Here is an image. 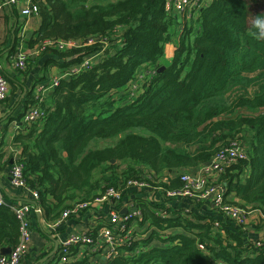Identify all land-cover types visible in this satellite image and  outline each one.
<instances>
[{
    "label": "trees",
    "instance_id": "16d2710c",
    "mask_svg": "<svg viewBox=\"0 0 264 264\" xmlns=\"http://www.w3.org/2000/svg\"><path fill=\"white\" fill-rule=\"evenodd\" d=\"M32 1L40 26L30 46L44 40L83 43L64 51H40L63 60L61 68L101 51L100 41L108 45L90 69L61 79L47 95L41 129L19 130L13 139L45 223L109 187L125 189L124 199L131 197L134 189L127 188L128 182L146 180L150 172H173L176 177L161 186L178 190L179 172L209 162L236 140L247 145V157L226 168L220 181L226 194L237 198L234 203L264 213V112L258 111L264 110V0H211L184 26L166 14L165 0ZM90 39L94 43L85 45ZM171 42L174 53L165 64ZM30 61L19 71H27ZM138 73L144 82L135 95L130 85ZM2 74L13 93L16 79ZM30 94L27 107L37 101ZM244 109L251 114H238ZM112 139H117L113 145L91 146ZM145 195L142 191L135 199L142 212L138 227L147 230L149 222L152 230L130 249H147L137 258L116 256L100 264H264V248H256L246 230L217 211L201 213L195 203L175 198L165 207L164 200L152 202ZM177 205H188V212ZM158 208L168 217L157 216ZM35 215L32 231L50 239ZM214 220L223 223L221 229ZM166 228L173 234L164 239L160 233ZM18 242L19 221L0 206V251L9 254ZM56 255L41 264H57Z\"/></svg>",
    "mask_w": 264,
    "mask_h": 264
},
{
    "label": "built area",
    "instance_id": "2783aa9c",
    "mask_svg": "<svg viewBox=\"0 0 264 264\" xmlns=\"http://www.w3.org/2000/svg\"><path fill=\"white\" fill-rule=\"evenodd\" d=\"M211 0H165L164 10L167 15H172L176 18L178 24H181V19L188 21L197 12V15L203 7ZM5 6L20 7V14L26 19L37 17L38 8L32 0H0V10ZM180 20V21H179ZM185 21V22H186ZM180 30V29H179ZM179 30H177L179 32ZM103 44L101 51L92 56L85 57L79 64L70 66L60 76H56L51 80V83L37 90L35 94L36 104L29 107L25 114L21 117L20 128L23 130L35 126L37 130L41 129L44 124V119L47 115L45 105L47 95L58 86L59 81L65 77L75 76L83 70L90 69L94 61L101 57L108 45L105 41H100ZM94 43V39H90L87 44ZM41 45V46H40ZM36 51L40 52L46 48H54L57 51H64L68 48H78L83 45L81 41H50L44 40ZM30 57L17 51L11 58L10 63L13 69L25 70ZM149 68L148 70H151ZM147 71V70H146ZM144 82V76L138 73L136 80L130 85V92L135 93L140 85ZM8 95V82L0 69V102L4 101ZM0 137V147H1ZM247 145L243 141H231L227 146L221 147L212 159L195 168L194 170H184L179 172L178 178L182 182V187L178 190L163 188L162 183H168L172 178L176 177L173 172L163 171L159 174L150 172L146 173V180L129 181L127 188H132V196H126L124 199V190L115 187L107 188L99 196L93 198L89 202H77L64 210L60 216L53 222L45 223L42 218V210L37 203V192L30 190L27 186L24 177V163L20 157L11 159L9 166V186L12 188L28 190L32 194L33 200H20L16 202L9 201L3 195V188L0 185V206L9 208L16 215L19 221V242L10 251L9 254H0V264H22L23 259L29 252V240L32 235L33 225L31 223V214L39 215V220H42V225L48 232H54L59 229L61 224L69 217L79 218L80 214L87 213L94 205L99 204L102 207L96 212L99 216L92 219L83 227L81 231L70 233L59 244V249L56 255L57 264L74 263L76 260H87L90 264H100V260L113 259L116 256L125 258L139 256V253L146 250L143 246H136L130 249L134 242H140L149 235L151 229H143L138 227V222L142 220L141 208L138 206L136 198L137 193L145 191L147 197L152 202L165 201V207H169L171 201L188 200L191 204L195 203L198 208L207 207L209 210L217 211L223 219L230 220L237 227L247 231V240H252L256 248H264V237H255L256 230L252 227V209L249 206H240L229 199L226 194L225 184L220 181V176L225 169L236 163L239 160L246 159ZM126 188V189H127ZM158 199V197H160ZM36 202L34 204L33 202ZM184 211L188 212V205L182 206ZM205 208L206 210H208ZM37 215V216H38ZM156 215L162 218L168 217L169 213L164 209L156 210ZM84 218V216H83ZM260 220H264V213H261ZM258 220V219H257ZM213 225L217 229H221L223 223L218 220L213 221ZM93 230L91 233L90 231ZM172 230V229H165ZM164 230V231H165ZM258 230V229H257ZM160 233L161 238H168L165 232ZM260 231V230H259ZM175 244L178 240L174 241ZM202 248V246H199ZM214 264H225L221 261H214Z\"/></svg>",
    "mask_w": 264,
    "mask_h": 264
},
{
    "label": "crops",
    "instance_id": "0c3cea01",
    "mask_svg": "<svg viewBox=\"0 0 264 264\" xmlns=\"http://www.w3.org/2000/svg\"><path fill=\"white\" fill-rule=\"evenodd\" d=\"M39 26L40 19L38 17L25 19L20 14L19 6H5L0 10V69L4 75L15 78L18 85L11 94L9 87L8 98L6 97L4 101L0 102V137L2 144L0 147V185L3 188L5 198L12 202L33 200L32 194L28 190L21 191V189L9 186L8 171L11 159L13 156L20 157V148L13 142L19 130H23L20 128L21 120L20 122L18 120L30 107H27L28 98L31 96L30 93L35 95L38 89L49 85L54 77L60 76L62 74L61 71L66 70V68L60 67L64 64V61L60 58L53 55L39 54L40 52L36 51L37 44L30 46V43L36 40ZM173 43H169L165 48L163 59L165 64L171 62L174 53ZM16 48L17 51H21L30 57L32 65L25 72L13 69L10 63L12 56L17 52ZM228 196L231 201L238 202L233 193ZM160 198L161 196L158 197V199ZM97 209H100L99 212H101L102 207L96 204L83 215L84 218L81 216L78 219H67L61 224L56 233L48 232L51 234L48 240L40 232L34 231L28 243L30 250L22 264L43 263L51 252L59 249L60 242L66 236L70 233L81 231L89 221L97 218L99 216V213L96 212ZM260 217L261 212L252 211L251 224L256 230L255 237H264V220H260ZM35 218L40 228L46 229L37 215H35ZM255 226L258 227V230ZM56 244L57 247H55ZM43 254L46 255L41 257Z\"/></svg>",
    "mask_w": 264,
    "mask_h": 264
},
{
    "label": "rangeland",
    "instance_id": "374dc122",
    "mask_svg": "<svg viewBox=\"0 0 264 264\" xmlns=\"http://www.w3.org/2000/svg\"><path fill=\"white\" fill-rule=\"evenodd\" d=\"M193 14H195L193 17H196L197 16V12H195V13H193ZM180 21V20H179ZM181 21L182 22H184L185 21V19L183 18V19H181ZM185 25V22L183 23V26ZM20 41H22L21 39H20ZM165 61V60H164ZM142 86V84L140 85V87ZM140 87H139V89H140ZM139 89H137L136 90V92H135V95H136V93H138V91H139ZM10 94H11V92H10ZM259 112H264V110H258ZM240 113H238V114H243V115H249V114H251V112L250 111H248V110H246V109H244V110H241V111H239ZM259 112H256V113H259ZM118 139V138H117ZM117 139H112V140H103V141H98V142H94V143H92L91 144V146L92 147H99V148H101V147H104V146H108V145H113L114 144V142L117 140ZM245 142H246V138L245 139H243ZM99 176H100V174H94V179H97V178H99ZM182 200H180V202H181ZM184 201V200H183ZM183 204H185V203H183ZM178 207H182V206H180V205H177ZM250 207V206H249ZM200 209L202 210V211H200ZM199 211L202 213V212H204V211H206V209H203V208H199ZM146 225L147 226H149V229H151V226L149 225V222H146ZM167 235H169V237H171L172 236V234H173V230H165L164 231ZM143 248L144 249H147L145 246H143ZM127 259H131V258H127Z\"/></svg>",
    "mask_w": 264,
    "mask_h": 264
},
{
    "label": "water",
    "instance_id": "95a60500",
    "mask_svg": "<svg viewBox=\"0 0 264 264\" xmlns=\"http://www.w3.org/2000/svg\"><path fill=\"white\" fill-rule=\"evenodd\" d=\"M71 58H68V60H70ZM162 68H159V70H161ZM112 162H114V161H112ZM34 204H36V202L34 201L33 202ZM38 215V214H37ZM38 217H39V215H38ZM55 247H57V244L55 245ZM55 251L56 250H54V252H51L45 259H48L49 257H51V255H53V253H55ZM0 254H8V250H6V249H3V250H1L0 251ZM44 259V260H45ZM46 261V260H45ZM44 262V261H43Z\"/></svg>",
    "mask_w": 264,
    "mask_h": 264
}]
</instances>
